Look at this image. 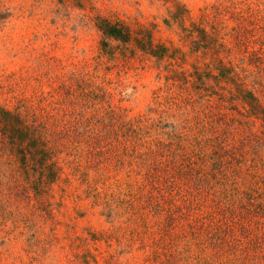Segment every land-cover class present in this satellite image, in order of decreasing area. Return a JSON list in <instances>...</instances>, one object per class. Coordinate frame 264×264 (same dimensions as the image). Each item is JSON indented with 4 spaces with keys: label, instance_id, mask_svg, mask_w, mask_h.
I'll list each match as a JSON object with an SVG mask.
<instances>
[{
    "label": "rangeland",
    "instance_id": "obj_1",
    "mask_svg": "<svg viewBox=\"0 0 264 264\" xmlns=\"http://www.w3.org/2000/svg\"><path fill=\"white\" fill-rule=\"evenodd\" d=\"M263 28L264 0H0V107L37 115L61 166L43 186L51 173L0 156V264H264V215L214 257L186 221L150 211V161L220 117L237 153L207 157L205 191L263 186L262 119L170 78L196 64L227 93L212 59L248 74Z\"/></svg>",
    "mask_w": 264,
    "mask_h": 264
},
{
    "label": "trees",
    "instance_id": "obj_2",
    "mask_svg": "<svg viewBox=\"0 0 264 264\" xmlns=\"http://www.w3.org/2000/svg\"><path fill=\"white\" fill-rule=\"evenodd\" d=\"M193 27H187L185 34L192 38L193 33L198 32L200 38L193 39V50L208 53L211 46L203 41L208 32L205 28ZM259 30L260 35L250 41L255 42L257 47L253 45L251 50L247 49L252 66L248 74L226 65L220 58L212 59L211 72L213 69L216 71L214 78L217 82L225 80L230 83L227 93L220 92L208 83V75L202 73L200 66L196 64L193 72L182 70L180 76L174 73L170 78L184 88L189 83L196 84L194 88L205 91L208 95H216L218 101L233 105L242 103V113L245 116L255 115L264 122V102L260 98V94L264 93V28ZM110 33L115 36L120 34L114 27L110 28ZM245 44L248 48L249 43ZM249 74L254 76L251 86L247 82ZM255 85L258 86L257 90L253 89ZM26 116L0 107V156L8 157L11 163L21 161L26 172L31 169H42L41 173L48 171L51 176L41 180L45 186L44 182L48 185L57 179L61 166L56 161L55 149L42 134L43 126L38 116L33 113ZM219 120L220 124L210 125L205 133L199 131L187 144L183 142L187 139L183 134H175L174 137L179 140H171L165 144L171 150V158L150 161L152 215L168 212L167 226L170 228L179 221H186L184 225L199 237V243L204 248L212 249L214 257L220 256L226 249L235 248L234 240L248 236L252 230V221H258L264 215V180L263 186L255 182L245 189L234 185L230 191H205L202 168L207 157L218 158L226 154L236 156L238 148L230 141L232 129L235 128L231 119L225 121L220 117ZM235 174L236 177L239 176L237 171ZM256 179L262 180L264 175H257Z\"/></svg>",
    "mask_w": 264,
    "mask_h": 264
}]
</instances>
